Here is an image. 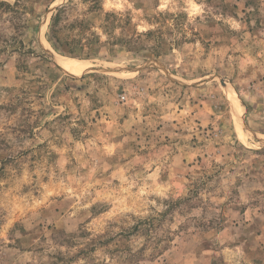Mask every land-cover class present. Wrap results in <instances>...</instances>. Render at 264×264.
<instances>
[{
    "label": "rangeland",
    "instance_id": "374dc122",
    "mask_svg": "<svg viewBox=\"0 0 264 264\" xmlns=\"http://www.w3.org/2000/svg\"><path fill=\"white\" fill-rule=\"evenodd\" d=\"M0 264H264V0H0Z\"/></svg>",
    "mask_w": 264,
    "mask_h": 264
},
{
    "label": "bare ground",
    "instance_id": "6f19581e",
    "mask_svg": "<svg viewBox=\"0 0 264 264\" xmlns=\"http://www.w3.org/2000/svg\"><path fill=\"white\" fill-rule=\"evenodd\" d=\"M59 65L63 71L72 75L78 74L80 71H82V68L84 69L80 63H73L70 61L59 62Z\"/></svg>",
    "mask_w": 264,
    "mask_h": 264
},
{
    "label": "trees",
    "instance_id": "16d2710c",
    "mask_svg": "<svg viewBox=\"0 0 264 264\" xmlns=\"http://www.w3.org/2000/svg\"><path fill=\"white\" fill-rule=\"evenodd\" d=\"M12 9L11 7H8ZM56 21V15L54 19L52 20V25H54V22ZM50 43L53 46L54 50L60 54H62V50H64L65 45L61 42V40L57 37L56 31H52V36H51ZM70 54V53H69Z\"/></svg>",
    "mask_w": 264,
    "mask_h": 264
}]
</instances>
